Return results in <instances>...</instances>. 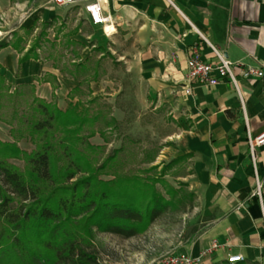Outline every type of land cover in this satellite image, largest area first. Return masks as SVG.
I'll return each mask as SVG.
<instances>
[{
	"label": "crops",
	"instance_id": "0c3cea01",
	"mask_svg": "<svg viewBox=\"0 0 264 264\" xmlns=\"http://www.w3.org/2000/svg\"><path fill=\"white\" fill-rule=\"evenodd\" d=\"M24 4L0 0V19L9 20L14 8ZM54 7L43 8L41 14L54 16ZM104 14L108 21L91 24L92 36L101 54L115 56L124 74L135 77L140 99L164 95L186 100L181 154H190L187 176L197 225L172 252L196 256L215 239L218 247L198 264H235L227 257L238 254L243 256L239 264H264V146L257 148L262 187L256 195L247 145V132L256 135L264 129V74L243 78L240 67L234 66L237 89L230 80L192 83L188 94L184 89L186 58L194 44L204 60H216L200 35L226 59L264 71V0H107ZM18 26L28 29L24 23ZM1 54L5 64L0 61V73L7 83L33 85L37 97L58 100L65 109L59 101L78 85L77 78L40 57L18 66L22 52L11 46L0 48ZM8 138L2 140H12Z\"/></svg>",
	"mask_w": 264,
	"mask_h": 264
},
{
	"label": "trees",
	"instance_id": "16d2710c",
	"mask_svg": "<svg viewBox=\"0 0 264 264\" xmlns=\"http://www.w3.org/2000/svg\"><path fill=\"white\" fill-rule=\"evenodd\" d=\"M53 22L42 23L25 51L19 30L0 39V48L11 46L22 52L18 66L28 58L38 59L37 49ZM34 27L33 23L20 30L29 35ZM75 32L66 34L67 44L83 46L70 39ZM92 50L103 52L100 46ZM88 60L75 65L84 75ZM91 80H97L96 73L86 81ZM98 118L79 101L61 109L37 97L33 85L12 87L0 73V121L10 126L13 138L12 142L0 140V264H98L95 232L137 236L173 205L176 194L169 190V199L165 198L155 186L158 177L112 172L111 179L100 178L109 174L106 169L113 167L118 151L100 164L93 155L101 149L88 140L99 132L95 130ZM26 137L33 145L30 152L17 144ZM189 156L176 157L160 175ZM11 158L21 159L23 167L10 162Z\"/></svg>",
	"mask_w": 264,
	"mask_h": 264
},
{
	"label": "rangeland",
	"instance_id": "374dc122",
	"mask_svg": "<svg viewBox=\"0 0 264 264\" xmlns=\"http://www.w3.org/2000/svg\"><path fill=\"white\" fill-rule=\"evenodd\" d=\"M24 3L22 7L14 8L9 20L0 19V39L10 38V32L19 30L24 35L22 45L27 50L39 35L42 23L54 21L46 29L45 38L37 52L40 58L52 62L62 73L78 76L77 89L67 95L71 101L64 98L59 102L60 106L67 107L69 103L79 101L90 115H99L95 124V130L99 132L88 139L92 145L101 147L93 154L98 163L118 151L113 167L106 169L109 174H103L100 178L111 179L112 172H142L144 176L158 177L159 182L155 186L165 198L169 199V190L176 194L173 205L137 236L124 238L107 232H95L93 247L98 264H159L161 258L172 252V248L185 240L197 225L195 196L190 190L187 176L190 173L187 158L173 164L166 174L160 175L165 165L182 155L183 139L180 131L186 120V100L177 96L167 99L164 95L161 98L140 99V93L134 85L135 77L124 74L122 63L110 53L101 54L92 50L99 42L92 36L91 24L79 15L76 7L56 6L55 15L47 17L41 14V10L53 8L50 0H24ZM27 10H30V15L23 22L24 25L30 28L35 24L29 35L20 30L17 22ZM75 29L70 39L83 46L66 42V34ZM86 58L89 59V70L84 75L82 69L75 65ZM0 61L2 65L5 64L2 54ZM94 73L97 74V80L86 81ZM57 102L54 103L57 105ZM9 130L10 126L0 121L1 141H13ZM8 134L12 140H2L8 138ZM17 144L26 152L33 148L28 137L20 139ZM151 159L154 161L150 162ZM9 161L19 167L24 164L21 159L11 158ZM154 165L156 168L151 169Z\"/></svg>",
	"mask_w": 264,
	"mask_h": 264
},
{
	"label": "built area",
	"instance_id": "2783aa9c",
	"mask_svg": "<svg viewBox=\"0 0 264 264\" xmlns=\"http://www.w3.org/2000/svg\"><path fill=\"white\" fill-rule=\"evenodd\" d=\"M54 6H72L76 7L79 11V15L87 17L88 21L92 25H102L108 21V14H104L107 0H50ZM29 11H24L18 19V25H22L23 22L29 17ZM202 43L211 49L214 53L215 61H206L202 58L199 45L194 44L186 58V85L185 92L188 94L191 89L192 83H203L208 85H215L223 80H230L237 89L238 78L234 73V66L240 67L241 76L243 78L261 77L264 74L262 68L244 65L240 62H232L226 59L218 48L212 45L205 37L200 35ZM247 145L254 170L255 179V194H260L262 187V180L259 178L256 172V159L257 148L264 146V129L252 135L247 132ZM218 247V243L215 239H212L209 245L203 248L198 255L191 256L184 252H168L162 258L159 264H198L201 259L212 253ZM243 260V256L228 255L227 261L229 263H235Z\"/></svg>",
	"mask_w": 264,
	"mask_h": 264
},
{
	"label": "bare ground",
	"instance_id": "6f19581e",
	"mask_svg": "<svg viewBox=\"0 0 264 264\" xmlns=\"http://www.w3.org/2000/svg\"><path fill=\"white\" fill-rule=\"evenodd\" d=\"M110 29H111V27H110V26H108V27H107V30H110Z\"/></svg>",
	"mask_w": 264,
	"mask_h": 264
}]
</instances>
